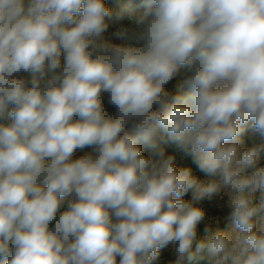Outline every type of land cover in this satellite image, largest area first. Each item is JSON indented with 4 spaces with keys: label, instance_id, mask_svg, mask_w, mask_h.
Here are the masks:
<instances>
[{
    "label": "clouds",
    "instance_id": "obj_1",
    "mask_svg": "<svg viewBox=\"0 0 264 264\" xmlns=\"http://www.w3.org/2000/svg\"><path fill=\"white\" fill-rule=\"evenodd\" d=\"M141 2L0 0V264H264V0Z\"/></svg>",
    "mask_w": 264,
    "mask_h": 264
},
{
    "label": "trees",
    "instance_id": "obj_2",
    "mask_svg": "<svg viewBox=\"0 0 264 264\" xmlns=\"http://www.w3.org/2000/svg\"><path fill=\"white\" fill-rule=\"evenodd\" d=\"M106 5L115 13L120 11H125L130 17H125L121 20V23L124 26H128L129 20L132 17L138 16L143 13L145 10L141 0H105ZM190 91V89L185 86L182 90L180 95L185 96ZM242 139L245 140L250 146L253 142H255V137L251 130H247L243 136ZM143 154L150 155V150L141 145ZM166 155H173L175 157V163L178 168H184L189 167L191 168L194 175H196L198 168L193 163L192 159L190 157H187L184 155V153L181 151V149L175 145V144H168L165 146ZM93 149L86 148L82 152H77L76 156L74 158H78L81 155L91 153ZM261 162L264 163V153L261 155ZM188 198V197H186ZM230 225V222L225 220V218L217 219L216 221H209L205 219L204 222H202L201 225L198 226V239L202 238L206 233L204 232L205 227H208L210 231L214 232L216 230H223L227 228Z\"/></svg>",
    "mask_w": 264,
    "mask_h": 264
},
{
    "label": "rangeland",
    "instance_id": "obj_3",
    "mask_svg": "<svg viewBox=\"0 0 264 264\" xmlns=\"http://www.w3.org/2000/svg\"><path fill=\"white\" fill-rule=\"evenodd\" d=\"M125 14H127L125 12ZM124 14V16H125ZM123 16V18H124ZM130 17L129 15H126L125 17ZM122 18V19H123ZM119 21H113L110 23V26L108 28V31L105 33V37L112 40L114 43H120L121 41L119 39H117L113 33L117 30H119L121 27H126L121 23V20ZM129 23H131V19L129 20ZM128 26H131V24H127ZM127 26V27H128ZM179 78L174 79L172 82H170V84L167 86L170 89H175V86L177 84ZM109 111H114L111 107H109L108 109ZM243 144L242 147H249L250 145L243 140ZM262 165H264V163L261 162ZM196 176L200 177L201 179H203L205 182H207L210 178L208 177H204L203 173H200L199 170L196 173ZM220 202L216 199L213 198V200L209 201L208 199H205L203 201H201V206L206 210L207 212V216L206 219L209 221H216L217 219L220 218H225V216L227 215V210L226 209H222L220 206ZM231 223L230 225L223 229V230H227V231H231ZM162 264H166L167 260L171 259V249L170 248H165L161 250V257H160Z\"/></svg>",
    "mask_w": 264,
    "mask_h": 264
}]
</instances>
